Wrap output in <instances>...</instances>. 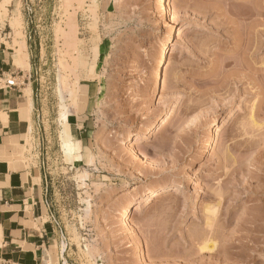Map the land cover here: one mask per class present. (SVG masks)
I'll return each instance as SVG.
<instances>
[{"label": "rangeland", "instance_id": "374dc122", "mask_svg": "<svg viewBox=\"0 0 264 264\" xmlns=\"http://www.w3.org/2000/svg\"><path fill=\"white\" fill-rule=\"evenodd\" d=\"M159 1L23 0L12 15L43 100L53 209L77 264H264V0ZM61 97L93 114L79 158L62 151Z\"/></svg>", "mask_w": 264, "mask_h": 264}, {"label": "crops", "instance_id": "0c3cea01", "mask_svg": "<svg viewBox=\"0 0 264 264\" xmlns=\"http://www.w3.org/2000/svg\"><path fill=\"white\" fill-rule=\"evenodd\" d=\"M20 3L23 0H0V21L6 16L10 19L0 25V67L7 73H23L24 78L18 87L0 90V264H77L50 201L51 184L40 148L46 129L45 110L33 75L27 36L29 72L16 62L20 59L19 46L14 42L17 16L12 15ZM69 113V121L62 122L60 110V140L64 135L82 149L81 140L86 141L92 130L93 114L74 108ZM32 135L35 146L31 153H25ZM80 152L74 156L79 158Z\"/></svg>", "mask_w": 264, "mask_h": 264}, {"label": "bare ground", "instance_id": "6f19581e", "mask_svg": "<svg viewBox=\"0 0 264 264\" xmlns=\"http://www.w3.org/2000/svg\"><path fill=\"white\" fill-rule=\"evenodd\" d=\"M260 3L262 2L263 3V0H258ZM257 1V2H258ZM258 2V3H259ZM166 5H167V2H166V0H160L159 1V6L161 7V8H166ZM235 5H236V3H235ZM261 5V4H260ZM247 6V5H246ZM213 8V7H212ZM215 8V7H214ZM218 8V7H217ZM216 9V8H215ZM246 10V9H245ZM249 10V9H248ZM252 10H254V9H252ZM236 11V10H235ZM235 11H233V9L231 8L230 10H228V12L231 14V15H235V16H238L239 18H244V19H247V18H251L253 15H254V13L252 14V13H248V12H242L241 11V14H239V13H236ZM244 11V10H243ZM249 11H251V10H249ZM253 12V11H252ZM229 15V14H228ZM68 20H70V18L68 19ZM23 20H22V17H21V15H19L18 14V16L16 17V19L14 20V27H15V32H16V35H15V44H18V46H19V53H20V59L18 60L17 59V64L19 65V67L20 68H23V69H25V68H29V66H30V62H29V56H28V53L27 52H25V50H26V46H25V40H24V33H23V31H22V22ZM71 21V20H70ZM73 21V20H72ZM70 22H68V24H69ZM73 23V22H72ZM68 24H67V27H70V28H68V29H70V30H68V31H70V32H62V33H65V34H70V35H72L71 37L72 38H74V35H76V34H74V33H76L75 32V29H74V27H75V25H73V24H71V25H69L68 26ZM63 29V28H62ZM61 29V30H62ZM60 30V29H59ZM64 30V29H63ZM69 38V37H68ZM174 39H175V33L173 32V33H171V35H170V37H169V39L166 41V43H165V45H164V47H163V49H162V51H161V53H160V55H159V60H158V63H157V65H156V67H155V69H154V76H156L157 78H160V80H162V90H165L166 89V87H167V82H166V80L165 79H163V71H164V68L166 67V64H167V61H168V56H169V52H170V48H171V44L173 43V41H174ZM18 49V48H17ZM77 62V61H76ZM80 64V63H79ZM64 66H66L65 64H64ZM75 66V65H74ZM69 67V66H68ZM67 67V68H68ZM91 67H93V66H91ZM83 68V67H82ZM69 69V68H68ZM70 69H72V68H70ZM93 70H94V68H93ZM92 70V71H93ZM72 71V70H71ZM86 72V71H85ZM92 77H94L93 75H91ZM90 76V77H91ZM78 78V77H77ZM77 80V79H76ZM79 80V79H78ZM78 80L76 81V82H78ZM76 84H78V83H76ZM78 87V86H77ZM77 89V88H76ZM73 89H71V91H72ZM72 92H74L75 94H78V93H76V92H78V91H72ZM71 92V93H72ZM75 94H73V96L75 95ZM71 96H72V94H71ZM77 96V95H76ZM75 97V96H74ZM74 99V98H73ZM61 100H62V104H61V121L62 122H64V121H69L68 119H69V116H70V111L68 110V108H67V105H65L64 104V98L63 97H61ZM73 102H75V100L73 101ZM77 102V101H76ZM75 102V103H76ZM74 104V103H73ZM251 119H252V121H253V124L254 125H256V123H254V119H253V115H252V113H253V110H254V104L251 106ZM171 116V111L170 110H167V112H166V117L165 118H163L162 120H161V126H165L166 125V119L167 118H169ZM134 136L135 135H133V134H129L128 135V141L129 140H132L133 138H134ZM138 137L140 136V135H137ZM144 137H146V135H144ZM61 147H62V151H63V153H64V156H74L77 152H79L80 150H81V148L79 147V146H77L70 138H66V137H64V135H62L61 136ZM94 161V160H93ZM92 162V161H91ZM84 174H86L85 175V178L87 177V173L85 172ZM81 176V175H80ZM164 189H167L168 188V186H164L163 187ZM159 190V188H156V189H154L150 194H149V196H148V198H147V200H152V199H154L155 198V196L157 195V191ZM164 191V190H163ZM88 205H90L89 204V202H88ZM136 206V203H135V200L133 199L132 201H130L128 204H127V206L125 207V209L123 210V213H122V216L123 217H128L131 213H132V211H133V209H134V207ZM218 206H219V202L218 203H215V204H213V205H207V208H206V214H207V223H206V225H208V227L210 226V227H212V223H213V221L216 219V217H218L217 215H218ZM204 235V234H203ZM202 235V236H203ZM206 235V234H205ZM208 235V234H207ZM199 238V237H198ZM197 238V239H198ZM201 238V237H200ZM206 238V237H205ZM205 241H202L203 242V244L201 245L200 244V246L201 247H199L201 250H205V249H209V242L211 241L210 239H204ZM201 242V243H202ZM213 242H215V241H213ZM87 248H86V250H87V252H92V250H90V247H88V246H86ZM214 247V246H213ZM211 249H213V248H210V250Z\"/></svg>", "mask_w": 264, "mask_h": 264}, {"label": "built area", "instance_id": "2783aa9c", "mask_svg": "<svg viewBox=\"0 0 264 264\" xmlns=\"http://www.w3.org/2000/svg\"><path fill=\"white\" fill-rule=\"evenodd\" d=\"M24 81L23 73H7L0 67V90L18 87Z\"/></svg>", "mask_w": 264, "mask_h": 264}]
</instances>
